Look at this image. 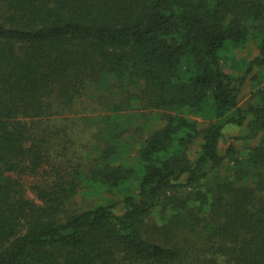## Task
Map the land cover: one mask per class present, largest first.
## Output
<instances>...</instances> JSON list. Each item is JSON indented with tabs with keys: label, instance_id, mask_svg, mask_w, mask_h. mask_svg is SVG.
<instances>
[{
	"label": "trees",
	"instance_id": "1",
	"mask_svg": "<svg viewBox=\"0 0 264 264\" xmlns=\"http://www.w3.org/2000/svg\"><path fill=\"white\" fill-rule=\"evenodd\" d=\"M0 264H264V0H0Z\"/></svg>",
	"mask_w": 264,
	"mask_h": 264
},
{
	"label": "rangeland",
	"instance_id": "2",
	"mask_svg": "<svg viewBox=\"0 0 264 264\" xmlns=\"http://www.w3.org/2000/svg\"><path fill=\"white\" fill-rule=\"evenodd\" d=\"M257 53H258L257 46H256L255 43H252V44L248 45L246 48H244L242 50H239L238 52H235L234 54L226 55L228 60H227V62L225 64V71L227 73L235 75V76L241 75L242 74V69L240 68L241 67L240 66L241 62L243 60L244 61L247 60L248 62L251 61L252 59H254L257 56ZM242 65H243V63H242ZM243 67L245 68L246 66H243ZM250 92H251L250 85L247 84L246 87L244 88V93H243L245 99L248 98ZM76 109L80 111V113L78 114V118H80V117H83V115H92L91 112L94 109V105H93L92 102H90L88 100H83V101H81V102H79L77 104ZM144 119H145V117H144ZM138 123L139 124H143V125L146 126V128H144V130L147 133V132L150 131V129H148V128H149L150 125H152L153 120L152 121H145L143 123V120L139 119L132 127L134 128ZM143 125L141 126V129H143ZM199 126H200V120H199ZM83 127L78 128V130L81 131L83 134H85V132H84L85 129ZM225 132H226V139H228L230 142L235 144V147H236V150L238 151V153L243 154L244 153V148L241 146V144L239 142H236V143L233 142V137H236L238 135V130L237 129L236 130L229 129V130H227ZM90 139H92V142H93L94 137H92ZM82 140L84 142L86 140V137H83ZM95 140H96V144L100 145L99 139L95 138ZM226 147H227L226 145H224V144L222 145L221 149H222L223 152L225 151ZM89 148L90 147H88V145H87L86 149H89ZM134 149L135 148L133 147L132 150L134 152L132 153V155H135V150ZM72 150L73 151L75 150V151L79 152L80 155H83V154L80 153L81 151L79 149V145H77V144L75 145L74 148L70 149L71 153L73 152ZM192 151H193V153L195 151H197V146H195L192 149ZM106 197L108 199H115V200L119 199V197H114V196H111V195H107ZM76 203H77V205H80V204L84 205L83 199H81V198H78Z\"/></svg>",
	"mask_w": 264,
	"mask_h": 264
}]
</instances>
